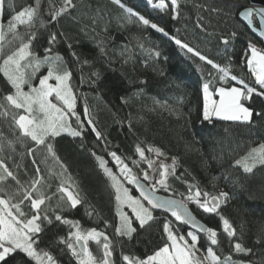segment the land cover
I'll return each instance as SVG.
<instances>
[{"label": "trees", "instance_id": "trees-1", "mask_svg": "<svg viewBox=\"0 0 264 264\" xmlns=\"http://www.w3.org/2000/svg\"><path fill=\"white\" fill-rule=\"evenodd\" d=\"M165 2L168 7L159 9L149 0H121L124 8L112 0H74V10L50 21V9L61 7L63 0H41L32 51L41 56L46 54L48 35L54 31L64 34L52 46L51 54L61 55L72 73L69 83L76 98L75 112L83 122L82 136L72 137L62 132L48 140L84 200L76 209L60 214L79 221L84 231L95 228L107 234L114 246L113 264H126L123 255L146 258L163 246L166 220L177 234L186 236L192 230L184 223L176 221L171 213L156 210H153L156 219L150 222L151 227L138 228L131 239L115 234L118 220L114 189L93 153L108 161L107 166L119 175L108 155L115 151L133 174L141 177L148 161L158 157L148 149H160L165 155L158 158L167 161L176 158V173L169 176L167 189L158 187L156 191L182 199L198 218L217 231L218 245L212 247L222 260L230 255L234 264H264V166L257 165L252 173L235 166V161L251 148L264 144V118L255 115L264 112V97L254 95L246 102L254 111L250 124L218 118L204 121L203 85L209 83L213 95L218 86L239 85L230 79L220 81L216 69L188 53L173 39L188 43L222 67L230 65L232 74L251 83L254 78L244 59L249 42L258 40L237 17L242 8L239 3L244 0H178L175 11L170 0ZM30 5L34 6V0H4L0 22L8 23L16 11ZM126 8L157 24L164 32L143 25ZM250 19L256 26L255 16ZM232 32L237 34L236 38L225 46L221 37ZM7 53L5 49L4 54ZM2 60L0 55V66ZM46 69L47 66L42 67L37 77ZM11 91L14 89L0 72V97ZM77 116L69 117L73 128H79ZM89 119L102 138L97 139L92 125L87 123ZM18 136L11 115L0 116V158H6L22 181L33 175L34 158L40 162L45 177L50 178L49 169L60 171L59 164L51 159L44 146H35L29 138L18 140ZM137 146L145 150V160L136 152ZM29 147L38 148L35 156L27 154ZM158 178L156 172L155 179ZM121 181L131 195L139 198L131 184L123 177ZM58 182L59 178L52 181L54 186ZM190 185L208 192L209 200L220 192H227L229 198L220 205L218 214L205 213L186 199ZM86 210L94 212L89 216ZM126 213L134 219L131 210L126 209ZM221 216L236 229V237L230 238L223 231ZM69 231L68 225L56 222L42 234L40 247L48 250L59 264H77L64 245L57 243V238L67 236ZM197 235V246L204 251L209 244L207 233ZM230 240H238L252 251L237 253ZM89 249L97 257L102 255V247L93 241H89ZM19 259V256L16 260L10 258L8 264H16Z\"/></svg>", "mask_w": 264, "mask_h": 264}, {"label": "snow or ice", "instance_id": "snow-or-ice-1", "mask_svg": "<svg viewBox=\"0 0 264 264\" xmlns=\"http://www.w3.org/2000/svg\"><path fill=\"white\" fill-rule=\"evenodd\" d=\"M112 2L122 8L125 7L121 0H112ZM149 2L151 3L152 0ZM170 3L173 11H175L178 7V0H170ZM3 5L4 0H0V14H2ZM154 7L165 9L168 4L165 0H159V3L155 4ZM75 8L74 0H63L61 7L50 9V21H56L58 17L70 13ZM40 9L41 0H34V6L30 5L15 12V15L7 23L6 31L4 25L0 24V55H3L0 72L3 73L11 88L14 89V91L0 97V108L4 109L0 112V116L8 117L11 115L12 122L19 131L17 139L29 138L35 146H44L51 159L59 164L60 171L55 172L49 169L50 178L45 177L39 166L40 162L34 158L32 160L33 175L28 180L22 181L19 175L9 167L6 158H0V264H8L10 258L16 260L18 256L20 259L16 261V264H59L58 260L48 250L40 247L42 234L56 222L70 227L67 236L58 237L57 243L64 245V249L70 252L71 257L76 258L77 264H113L114 246L107 234L95 228L84 231L81 229L79 221H72L60 214L65 210L76 209L84 203V200L78 187H74L75 181L66 175L67 167L59 161L53 150V145L48 140L59 136L62 132H67L72 137L82 136L83 122L80 121L75 112L76 98L69 83L72 73L66 67V61L61 55L51 54L52 46L56 44L58 37L64 34L54 31L48 35L49 47L45 49L46 54L41 56L32 51V42L37 38V32L34 29L40 17ZM125 10L132 15H137L143 25L164 32L163 28H158L157 24L151 23L144 16L134 13L131 8ZM253 11L252 8H245L241 15L251 18ZM255 11L260 14L262 21H264V8ZM40 23L43 26V21ZM21 26H24L28 31L21 33L18 30ZM197 26L202 27L200 24ZM8 34H11V39H8ZM236 35L235 32H232L229 36H222L221 42L228 46L230 39H235ZM25 36L27 40H25ZM261 36H264V32H261ZM173 39L188 53H192L216 69L220 73V81L230 79L239 85L215 88L214 91L218 99H214L213 92L209 90V83H205L203 85V120L211 121L215 117L224 121L252 123L254 111L246 106V102L251 101L254 95L264 97V50L258 49L251 43L248 45L244 65L247 67L250 76L254 78L249 83L232 74L230 65L222 67L202 55L188 43L182 42L180 39ZM16 40H19L20 43L10 51V54L5 55V45H12ZM261 42L264 43V41ZM68 47L71 48V44H68ZM71 55L77 60L79 59L75 52H72ZM44 66H47L46 73L37 77L36 74ZM34 80H38V83H33ZM50 81H54V83ZM25 86L28 88L27 91L24 90ZM53 99L61 103H54ZM21 111L23 114H20ZM85 115H87V109H85ZM255 115L264 118V112H256ZM70 116H77L79 128L71 126ZM87 123L92 125V131L97 139L102 138V134L96 130L93 121L89 119ZM37 150V147H29L27 154L35 156ZM148 151H153V149L149 148ZM136 152L141 160L146 159L143 148L137 146ZM155 152L158 157L165 155L160 149H155ZM93 155L99 162V167L112 182L111 187L114 189L117 215L120 220V223L115 227L117 236L131 239L133 234L137 233L138 228L143 230L146 227H151L150 222L156 219L153 215L155 209H164L170 212L176 221L191 225L200 232L207 233L209 244L204 249L206 256L204 259H200L197 255L201 251L197 246L198 235L193 231H188L186 236L179 235L174 231L171 222L166 220L163 223V232L166 234L163 246L143 259L123 255L122 260L126 264H206L208 260L212 264H234L230 255L222 260L213 250L212 246L218 245L217 231L211 227L206 228L195 223V219L186 214L187 210L181 212L182 203L175 200L160 201L144 191L143 188H141V197L150 205V208L146 207L141 199L131 196L129 189L124 187L121 177L129 184H135L137 187H140L139 178L133 174L132 169L117 152L113 151L108 155L112 157L119 175L107 166L109 162L103 157L96 156L95 153ZM153 164V161H148L149 168H152ZM257 165L264 166V144L251 148L245 156L235 161V166L242 167L246 173H252ZM16 167L19 168L20 165L17 164ZM25 171L27 172V170ZM175 173L176 158H172L171 165L160 163L159 179H155L151 183L153 193L156 191L157 185L167 189L169 186L168 178ZM57 178H59V182L54 186L52 181ZM143 179L149 181L152 178L147 171H144ZM208 197V192H202L198 186L190 185L186 199L194 202L205 213L218 214L220 205L227 201L229 194L220 192L211 200ZM122 206L131 209L134 219L121 210ZM93 212L94 210H86V214L89 216ZM221 220L223 231L227 236L236 237V229L230 221L223 216H221ZM89 241H93L102 247L100 257L93 255L89 249ZM230 243L237 253L248 254L252 251L250 248L242 246L238 240H230Z\"/></svg>", "mask_w": 264, "mask_h": 264}, {"label": "water", "instance_id": "water-1", "mask_svg": "<svg viewBox=\"0 0 264 264\" xmlns=\"http://www.w3.org/2000/svg\"><path fill=\"white\" fill-rule=\"evenodd\" d=\"M242 8L238 12L237 17L238 19L249 29V31L256 37L258 42L264 46V43L261 41H264V36H261V32H264V21H262L260 14H258L255 10L256 9H261L264 8V0H244V2L239 3ZM245 8H252L253 15L255 16L257 20V25L255 26L252 22L251 19L248 18L246 15H241L245 11ZM139 178V184L140 187H137L135 184H131L133 187L134 192L136 195L143 201V198L141 197V188H143L144 191H146L148 194L153 195L154 198H158L160 201H166V200H175L178 203H182V207L180 208L181 212H185L187 210L186 214L192 216L195 219V223L203 225L204 227H208V225L202 221L200 218H198L195 213L191 210L189 205H187L182 199L175 197L170 194H164L158 191H155L153 193L152 188L149 186L147 181H145L142 177ZM211 200V199H210ZM146 205L147 202L143 201ZM150 207V205H148ZM156 211H162L166 213H170L164 209H155ZM186 225V224H185ZM190 230L194 231L197 234L204 235L206 234L205 232H200L198 229L193 228L191 225H186Z\"/></svg>", "mask_w": 264, "mask_h": 264}, {"label": "rangeland", "instance_id": "rangeland-1", "mask_svg": "<svg viewBox=\"0 0 264 264\" xmlns=\"http://www.w3.org/2000/svg\"><path fill=\"white\" fill-rule=\"evenodd\" d=\"M157 3H159V0H152V2H151V4L152 5H155V4H157ZM0 24H3V23H1L0 22ZM4 25V27H5V31L7 30V23L6 24H3ZM21 33H23V32H25V31H28V29H26L24 26H21L19 29H18ZM8 39H11V34H8ZM20 43V41L19 40H16L12 45H5V49H6V51L8 52L7 54H10V51L12 50V49H14L18 44ZM4 49V50H5ZM1 66H2V63H1ZM46 73V70H45V72H44V74ZM43 75V74H42ZM41 76V75H40ZM50 82H53L54 83V81H50ZM36 83H38V80H37V82ZM235 86V85H234ZM218 87H221V86H218ZM223 87H226V86H223ZM24 90L25 91H27L28 90V88H27V86H25V88H24ZM210 90V89H209ZM212 92V91H211ZM213 98L214 99H218V96H216V94L215 95H213ZM53 102L54 103H57V104H60L61 102H59V101H56L55 99H53ZM213 118H215V117H213ZM258 147V146H257ZM153 153H155V150H153L152 151ZM153 162H154V164H153V167L152 168H149V167H147V169L145 170V171H147L148 172V174H149V176L152 178L151 180H149V181H147V183L150 185V187H151V183L155 180V173L156 172H158L159 171V164L160 163H165V164H169V165H171V163H172V160H169V161H167V160H163V159H160V158H158V157H154V159L152 160ZM144 173V172H143ZM142 178H143V174H142V176H141ZM159 179V178H158ZM124 185V184H123ZM125 187V186H124ZM158 187H160L159 185H157L156 186V188H158ZM130 194V193H129ZM131 195V194H130ZM131 196H133V195H131ZM134 198H137V197H135V196H133ZM140 199V198H139ZM142 201V200H141ZM126 209H129V210H131L130 208H128L127 206H122V211H124L125 213H126ZM117 220H118V224L120 223V220H119V216L117 215ZM197 255H198V257L200 258V259H204V257L206 256V252L205 251H203V250H201L200 252H198L197 253ZM206 264H212V262L210 261V260H208V261H206Z\"/></svg>", "mask_w": 264, "mask_h": 264}, {"label": "built area", "instance_id": "built-area-1", "mask_svg": "<svg viewBox=\"0 0 264 264\" xmlns=\"http://www.w3.org/2000/svg\"><path fill=\"white\" fill-rule=\"evenodd\" d=\"M253 45H255L258 49H262L261 45L258 42H249Z\"/></svg>", "mask_w": 264, "mask_h": 264}]
</instances>
